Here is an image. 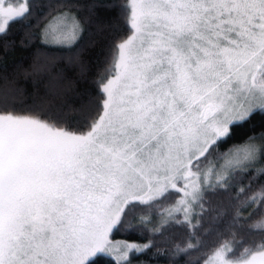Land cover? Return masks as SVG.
<instances>
[{
  "label": "rangeland",
  "instance_id": "rangeland-1",
  "mask_svg": "<svg viewBox=\"0 0 264 264\" xmlns=\"http://www.w3.org/2000/svg\"><path fill=\"white\" fill-rule=\"evenodd\" d=\"M29 0H0V33L24 15ZM132 34L119 47L103 84L102 115L76 134L30 116L0 113V264H87L98 254L117 264L148 243L114 239L126 206L179 190L158 216L196 221L204 190L236 168L257 166L258 138L238 145L199 171L193 163L232 124L264 109V0H129ZM60 13L45 36L67 45L80 33ZM36 165L42 175L30 197L5 206L12 182ZM29 185V182H26ZM96 204L103 214L84 242L77 221ZM230 245L206 264H264V248L229 258Z\"/></svg>",
  "mask_w": 264,
  "mask_h": 264
},
{
  "label": "trees",
  "instance_id": "trees-1",
  "mask_svg": "<svg viewBox=\"0 0 264 264\" xmlns=\"http://www.w3.org/2000/svg\"><path fill=\"white\" fill-rule=\"evenodd\" d=\"M129 0H29L28 11L0 33V113L30 116L59 129L84 134L103 113V84L114 73L120 44L133 32ZM78 22L70 44H53L46 23L60 13ZM80 27V28H79ZM258 138L257 166L236 168L225 183L202 193L196 221L177 215L154 226L141 217L158 216L180 196L179 190L143 203L130 202L112 233L114 239L148 243L131 259L145 264H206L230 245L229 258L264 248V109L232 124L193 163L205 168L234 147ZM87 264H117L98 254Z\"/></svg>",
  "mask_w": 264,
  "mask_h": 264
},
{
  "label": "flooded vegetation",
  "instance_id": "flooded-vegetation-1",
  "mask_svg": "<svg viewBox=\"0 0 264 264\" xmlns=\"http://www.w3.org/2000/svg\"><path fill=\"white\" fill-rule=\"evenodd\" d=\"M41 173L39 171V168L36 167V165H31L28 170L23 172V177L19 180H15L12 182V185L10 188V191L8 190V196L5 198V206L8 208H14L16 204H18L20 201H22L25 197H30L34 187L37 185V183L41 180ZM26 182H29V185H27ZM41 182V181H40ZM45 181L41 182V185L43 188H45ZM103 208L100 206H97L94 204L90 210L89 213H85L82 218H80L77 221L78 231L76 232V241L79 243L84 242L83 236L80 235L81 230L83 229L88 235L89 230H94L95 227L98 225L100 221V217L103 214Z\"/></svg>",
  "mask_w": 264,
  "mask_h": 264
},
{
  "label": "crops",
  "instance_id": "crops-1",
  "mask_svg": "<svg viewBox=\"0 0 264 264\" xmlns=\"http://www.w3.org/2000/svg\"><path fill=\"white\" fill-rule=\"evenodd\" d=\"M48 39V38H47Z\"/></svg>",
  "mask_w": 264,
  "mask_h": 264
}]
</instances>
